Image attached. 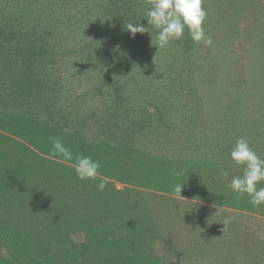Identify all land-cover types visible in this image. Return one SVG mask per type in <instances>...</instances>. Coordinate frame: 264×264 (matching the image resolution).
<instances>
[{"label": "rangeland", "instance_id": "1", "mask_svg": "<svg viewBox=\"0 0 264 264\" xmlns=\"http://www.w3.org/2000/svg\"><path fill=\"white\" fill-rule=\"evenodd\" d=\"M66 1L46 9L59 23L55 63L49 66L80 119H98L99 126L92 121L93 131L85 135L97 141L91 142L95 149L107 151L100 170L109 182L100 191L99 180L78 179L72 167L77 154L73 161L43 154L50 165L61 162L60 177L70 176L56 202L76 207L70 194L84 201L75 222L32 242L25 263L13 262L22 254L14 237L0 234V264H264V208L253 212L223 197L232 177L243 174L230 159L237 138L246 137L264 158V0H204L203 26L213 44L193 42L185 29L182 39L163 49L155 45L158 30L152 25L142 33L145 48L137 46L125 22L108 14L111 0ZM130 2L145 18L149 0ZM118 94L131 107L128 118L145 109L154 119L136 133L144 154L127 163L115 150L118 120H105ZM114 155L123 170L132 162L148 169L153 187L118 180L123 170L115 173ZM95 198L102 203L99 211L108 212L91 221L85 213L95 216ZM225 218L230 222L223 230ZM80 243L87 244L83 252H59L61 245Z\"/></svg>", "mask_w": 264, "mask_h": 264}, {"label": "trees", "instance_id": "2", "mask_svg": "<svg viewBox=\"0 0 264 264\" xmlns=\"http://www.w3.org/2000/svg\"><path fill=\"white\" fill-rule=\"evenodd\" d=\"M57 1L62 0H0V234L14 237L17 253H22L13 260L17 263L29 261L33 254L29 252L34 251L32 242L39 244L44 234L53 227L69 220L75 222L73 217H77L79 203L84 201L76 198L75 194H70L69 202L75 201L76 207L71 208L69 203L67 207H63L56 202L58 195L65 192L64 189L61 190L62 183L70 176L60 177L63 166L61 162H52L53 165H50V160L43 155L62 158L55 154L51 138L61 137L73 155H90L93 159L104 162L103 157L107 154L106 150L103 152L102 149H95L97 143L91 142L97 141L88 142L89 138L85 135L86 132L89 135L93 131V123L99 126L96 122L98 119H80L75 102H68L66 95H61L63 82L50 67L55 63L57 52L54 49L59 39V23L55 18L48 17L46 9ZM131 5L130 0H111L110 6L106 8L115 21H124L126 25L142 23L145 19L134 12ZM121 8L124 9L120 10ZM144 24L150 27L146 22ZM134 40L141 49L145 48L142 33H136ZM117 97L116 104L110 107L111 116L105 112V120L113 123L118 120L119 133L113 132L116 135L114 141L118 143L115 150L120 159L127 163L128 158L131 160L134 155L140 157L144 154L145 151L136 147L139 141L136 133L145 129L146 123H152L154 119L145 109L135 111L134 119L128 118L132 112L131 107L122 102L119 94ZM127 121L129 122L126 123ZM108 124L102 125L103 128ZM114 159L121 163L119 157L115 156L113 163ZM130 164L123 170L114 163L112 168L116 169L115 173L123 170L117 176L118 180L134 185H148L152 179L147 173L149 170L144 168L147 169L144 172L140 167H134V162ZM48 166L53 167L47 168ZM258 187H264V182ZM223 197L225 202H238L253 212L264 208V204L253 207L246 194L237 199L232 190ZM95 200V216L90 214L91 210L85 213L91 221L94 217L101 218L102 212H108L106 209L100 212L102 203H98L96 198ZM31 209L35 210L34 214L30 213ZM86 245H61L59 252L77 254L83 252ZM24 249L27 251L24 252ZM44 250L50 255L58 253L56 249Z\"/></svg>", "mask_w": 264, "mask_h": 264}, {"label": "clouds", "instance_id": "3", "mask_svg": "<svg viewBox=\"0 0 264 264\" xmlns=\"http://www.w3.org/2000/svg\"><path fill=\"white\" fill-rule=\"evenodd\" d=\"M150 7L145 13L147 25L157 29L156 46L160 49L166 48L173 41L180 40L185 35V29L190 33L191 39L197 44L211 46L213 40L207 36L204 29L208 12L203 7L204 0H149ZM126 28L134 37L136 33L149 32L146 25L142 23H128ZM52 147L58 156L67 161H73V153L66 147L61 137H52ZM230 159L243 168V174L233 176L230 182L231 190L236 193V198L241 199L245 194L250 197L253 207L264 204V187H258L264 182V158L250 146L246 137L236 139L231 147ZM101 162L90 155H78L72 164L75 174L80 180H99L98 190L103 191L109 182L101 172ZM220 175L227 177L229 172L221 170ZM181 193V186L175 188ZM230 221L225 218L223 224L227 227Z\"/></svg>", "mask_w": 264, "mask_h": 264}]
</instances>
